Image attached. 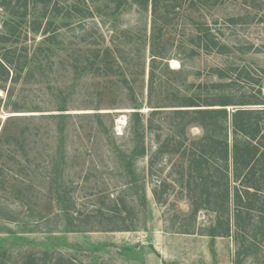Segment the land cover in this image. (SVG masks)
Wrapping results in <instances>:
<instances>
[{"label": "rangeland", "instance_id": "1", "mask_svg": "<svg viewBox=\"0 0 264 264\" xmlns=\"http://www.w3.org/2000/svg\"><path fill=\"white\" fill-rule=\"evenodd\" d=\"M71 1L52 0L56 10L41 19L53 21L45 43L27 22L18 43L7 41L12 16L0 5V55L15 45L41 49L40 62H17L8 80L0 67V264H235V239L201 234L210 211L198 212L195 232L177 231L193 224L175 181L181 161L158 156L151 175L148 158L180 132L201 134L174 120L185 99L264 97V0H160L155 11L150 0ZM135 108L145 205L126 187L120 160L137 142ZM55 113L65 114L62 137ZM161 180L157 202L151 187ZM125 223L137 229L102 230ZM251 249L242 264H264V239Z\"/></svg>", "mask_w": 264, "mask_h": 264}, {"label": "trees", "instance_id": "2", "mask_svg": "<svg viewBox=\"0 0 264 264\" xmlns=\"http://www.w3.org/2000/svg\"><path fill=\"white\" fill-rule=\"evenodd\" d=\"M29 1L31 4L29 9L28 0L0 1V5L12 16L11 19L5 20L3 25L4 36H8L4 38L7 41L11 40L13 44L18 43L20 39V28L24 22H27L31 31L41 30L44 36L40 43H45L49 39L46 34L53 21L46 19L42 25L41 19L46 16L48 7L56 10V3L52 0ZM76 1L72 0L69 6H73ZM146 1L148 0H144ZM150 1L155 11L160 0ZM115 2L116 8L123 4V0H115ZM13 21L14 24L7 27ZM204 30V37H208L209 29ZM52 36L50 38H53ZM40 51V47H34L32 51H29L27 47L18 49L17 45L5 49V52L0 55V67L4 72V79L8 80L11 68L15 70L14 65L19 61H23V65L30 61L40 62L37 60ZM14 70L15 75L11 77V81L17 75ZM0 88L5 89V87ZM183 103L171 110L175 115L174 120H182L178 123L183 127L197 126L201 134L188 138L180 132L170 142L172 148L170 147L169 150L165 147L168 144L164 141L160 143L157 150L148 158V172L152 175V167L158 156L167 154L178 158L181 165L175 181L186 190L189 210L184 213L193 224L180 226L177 231L195 232L194 222L198 212L202 209L210 211L213 218L201 234L211 237L228 236L235 239L237 244L235 264H242L244 258L253 252L251 247L254 239L258 237L264 239V97L256 96L233 103L227 95L218 94L203 100L185 99ZM230 105H236V107L229 109ZM248 105L256 107H248ZM64 110L61 107L58 111ZM158 111L162 110H152L151 113ZM49 116L59 119L60 125L55 127V133L62 137L65 129L62 120L65 114L55 113ZM141 119L142 113L138 111V108L130 112L131 136L137 142L129 155H124V159L120 160H122L123 172L128 178L125 181L126 187L134 191L136 195L138 194L137 200L145 205L146 190L143 185H138L134 166L137 156L146 155V148L141 142L142 136L139 130ZM174 123V125L177 124L176 121ZM3 127L4 124L1 130ZM2 134H5V130ZM164 186L165 183L161 180L151 187L152 196L157 202L162 199V193L159 191ZM125 214L129 216L131 211ZM123 220H126V217H122ZM105 228L102 230L129 231L136 230L137 226L133 223L132 225L125 223L122 226ZM66 230L87 231L88 229L66 226Z\"/></svg>", "mask_w": 264, "mask_h": 264}]
</instances>
